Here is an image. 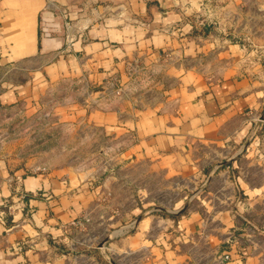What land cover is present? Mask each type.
<instances>
[{
  "label": "crops",
  "instance_id": "obj_1",
  "mask_svg": "<svg viewBox=\"0 0 264 264\" xmlns=\"http://www.w3.org/2000/svg\"><path fill=\"white\" fill-rule=\"evenodd\" d=\"M245 1L0 0V73L12 88L0 100L56 89L79 97L83 87L93 122L132 145L123 155L205 181L218 166L202 155L229 157L264 113V41L252 37L247 49L214 28ZM60 13L71 22L66 31ZM217 199L225 205L215 216L181 214L143 264H257L239 252V196ZM86 201L65 180L0 162V264H53L56 238L86 215Z\"/></svg>",
  "mask_w": 264,
  "mask_h": 264
},
{
  "label": "rangeland",
  "instance_id": "obj_2",
  "mask_svg": "<svg viewBox=\"0 0 264 264\" xmlns=\"http://www.w3.org/2000/svg\"><path fill=\"white\" fill-rule=\"evenodd\" d=\"M228 16V25L214 28L231 32L247 49L252 37L264 41V0H246L240 13ZM60 17L68 30L70 20L64 13ZM151 73L152 79L155 70ZM146 76L133 79L129 88L139 89ZM8 77L0 73V95L12 89ZM80 88L79 97L75 89H56L14 103L0 100V162L5 168L50 174L87 199L86 215L67 224L60 241L56 238L53 264H59L60 254L67 257L64 264H143L158 247L155 243L171 237L167 229L181 214L194 210L215 216L225 205L217 198L227 193L239 196V252L245 249L264 264V113L229 157L222 151L202 155V163L211 160L218 166L205 173V181L186 180L123 155L132 145L93 122L91 102L83 100L87 91ZM206 195L217 198L204 200ZM205 219L209 224L211 218Z\"/></svg>",
  "mask_w": 264,
  "mask_h": 264
},
{
  "label": "built area",
  "instance_id": "obj_3",
  "mask_svg": "<svg viewBox=\"0 0 264 264\" xmlns=\"http://www.w3.org/2000/svg\"><path fill=\"white\" fill-rule=\"evenodd\" d=\"M64 14H65V13H64ZM133 66H134V65H133ZM113 95H115V96H119V95H120V90H119V89L115 90L114 93H113ZM78 224H79V223H78ZM228 259H229V255L225 254V255H223L222 257H220V259H218V260H219L218 263L225 262V261H227Z\"/></svg>",
  "mask_w": 264,
  "mask_h": 264
}]
</instances>
